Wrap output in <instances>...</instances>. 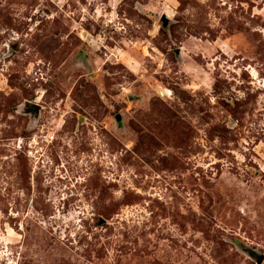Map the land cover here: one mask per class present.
Returning a JSON list of instances; mask_svg holds the SVG:
<instances>
[{"label": "rangeland", "instance_id": "374dc122", "mask_svg": "<svg viewBox=\"0 0 264 264\" xmlns=\"http://www.w3.org/2000/svg\"><path fill=\"white\" fill-rule=\"evenodd\" d=\"M246 248L264 264V0H0V264Z\"/></svg>", "mask_w": 264, "mask_h": 264}, {"label": "water", "instance_id": "95a60500", "mask_svg": "<svg viewBox=\"0 0 264 264\" xmlns=\"http://www.w3.org/2000/svg\"><path fill=\"white\" fill-rule=\"evenodd\" d=\"M133 96L129 95V99H132ZM25 108H26V112H32L34 114H38L39 110H40V106L32 103L30 101H26L25 102ZM248 253L256 260V262L259 264L262 261L263 255L259 254L256 250H250L247 249Z\"/></svg>", "mask_w": 264, "mask_h": 264}]
</instances>
